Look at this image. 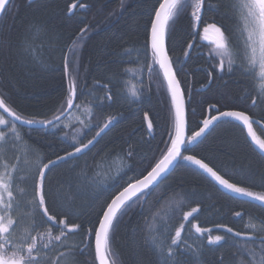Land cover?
I'll return each mask as SVG.
<instances>
[{
  "label": "trees",
  "instance_id": "16d2710c",
  "mask_svg": "<svg viewBox=\"0 0 264 264\" xmlns=\"http://www.w3.org/2000/svg\"><path fill=\"white\" fill-rule=\"evenodd\" d=\"M78 1L12 0L0 20L4 104L24 120L47 122L65 112L73 85L75 111L87 121L25 129L0 113L7 122L0 129V177L17 212L10 219L24 217L10 228L13 234L0 233V253L25 264H97L93 241L110 202L156 165L176 134L173 103L149 42L164 0H84L72 12ZM240 5L205 0L201 10V0H180L171 14L167 50L191 97L189 136L207 104L240 109L252 101L247 71L254 74L257 65L242 57L235 33ZM207 23L232 33L241 56L228 63L221 54L209 57L207 48L198 54L196 35ZM210 74L212 83L196 95ZM189 155L234 185L264 187V161L243 132L221 125L186 145L166 180L119 213L108 235L111 264H264L246 229L264 211L226 195Z\"/></svg>",
  "mask_w": 264,
  "mask_h": 264
},
{
  "label": "water",
  "instance_id": "95a60500",
  "mask_svg": "<svg viewBox=\"0 0 264 264\" xmlns=\"http://www.w3.org/2000/svg\"><path fill=\"white\" fill-rule=\"evenodd\" d=\"M35 0H30L33 2ZM180 0H164L157 10L155 15L150 35L149 42L154 51L157 63L162 72L163 79L170 93L175 118H176V136L175 140L169 149L168 153L163 157V159L144 177L131 183L125 189H123L115 198L111 201L107 207L96 231L94 239V249L97 264H110L106 257V240L110 227L120 213V211L133 199L140 196L147 190L154 187L156 184L165 180L178 165L185 149V145L188 138V121H187V102L185 95L180 86L179 80L177 78L175 69L171 62L170 56L167 50V26L173 9ZM12 0H0V19L4 12L10 5ZM204 0H202L203 5ZM81 3L79 0L77 3L71 6V11L73 12L77 6ZM201 5V10H202ZM76 104V92L74 88L71 91L70 99L68 100V105L64 113L58 117L47 121V122H34L24 120L18 117L13 111H11L4 102L0 99V113L4 115L7 119L12 121L14 124L25 128V129H48L56 124L64 121L74 110ZM230 119L237 122L241 127L246 130L247 137L252 145L257 151L264 154V147L257 141L253 132L250 130V119L239 112H225L212 120H206L202 122V129L197 132L192 139H190L189 144H194L200 141L208 131L219 121ZM147 131L151 132V122L149 118L146 119ZM188 161L194 166L199 168L207 177H209L216 186H218L226 195L240 200L246 201L264 208V199L258 198L256 196L250 195L246 192L241 191L239 188L229 183L226 179L221 177L212 168L206 165L204 162L195 159L193 157H188ZM70 232L72 230L70 229Z\"/></svg>",
  "mask_w": 264,
  "mask_h": 264
},
{
  "label": "flooded vegetation",
  "instance_id": "af4514ba",
  "mask_svg": "<svg viewBox=\"0 0 264 264\" xmlns=\"http://www.w3.org/2000/svg\"><path fill=\"white\" fill-rule=\"evenodd\" d=\"M240 26H237L240 30L235 33L238 36V40L240 45L242 46V57L249 59L251 61L254 59L253 62L255 65L254 67L257 68L253 73L247 71V75L249 74L250 77L254 79V93L251 97L252 101L240 109H228L223 107H218L214 104H207L205 106L204 113L197 117L196 129L191 134L193 136L197 132L202 129V122L206 120H212L213 118L217 117L223 112H239L246 115L250 119V130L253 132L257 141L264 147V0H241L240 5ZM207 25V26H206ZM206 25L202 26L200 31H198L196 35V42L198 47V54L202 56L205 55L203 51L204 48H207V51L210 50V55L208 52L209 57L216 58L222 52H225L227 62L229 63L230 58L236 59L237 54L241 56V53L237 50L236 45L232 42L233 39L230 37L232 33L224 30L221 26L215 23H207ZM203 29V30H202ZM248 44H251L250 47L254 48L252 54H248ZM221 73L226 70V66L222 65ZM218 78H220V72H217ZM213 74H210L208 77V83L205 86H201L200 88H196L194 91L197 95L205 92L207 88L212 83ZM193 93V90L191 91ZM190 97V95H189ZM188 97V98H189ZM199 100L201 99L198 97ZM199 100L197 102L199 103ZM191 102V97L188 99V104ZM195 114V113H194ZM221 125H230L235 128H238L241 132H243L247 142L251 146V148L257 153L259 158L264 161V154L257 151L256 148L252 145L249 141L246 130L241 127L237 122L233 120H222L215 124L212 129L208 131L211 133L215 131ZM201 128V129H200ZM207 133V134H208ZM206 134V135H207ZM190 136V137H191ZM207 164V163H205ZM208 165V164H207ZM210 168L214 169L212 166L208 165ZM215 170V169H214ZM216 171V170H215ZM217 172V171H216ZM218 173V172H217ZM220 174V173H218ZM229 181V180H228ZM230 182V181H229ZM231 183V182H230ZM233 184V183H232ZM237 186V185H236ZM239 187V186H238ZM246 191H255L259 194V198L264 199V187H250V186H243L239 187ZM262 209V213L264 208ZM264 215V213H263ZM263 217V216H262ZM250 222H255L258 225V228L254 230H248L251 233H254L255 236L253 238L257 240L258 250L261 254H264V219H256V220H249ZM248 229V227H247ZM1 254V253H0ZM0 261L2 264H11V262H20L21 264H25V259L23 257L9 259L6 257L5 254L0 255Z\"/></svg>",
  "mask_w": 264,
  "mask_h": 264
},
{
  "label": "rangeland",
  "instance_id": "374dc122",
  "mask_svg": "<svg viewBox=\"0 0 264 264\" xmlns=\"http://www.w3.org/2000/svg\"><path fill=\"white\" fill-rule=\"evenodd\" d=\"M221 56H222L221 60L224 61L226 59V55L222 52ZM76 123H83L87 125V121H85L84 115L83 113H81L79 109H77L76 111L72 112L69 115V118L64 122V125L69 126V125L76 124ZM6 126H7V122L3 119H0V129L5 128ZM9 196L10 194H9L8 186L6 182L4 181V179L0 177V233H2L3 235L13 234L11 233L12 231L10 230V228H12L13 226L16 227L18 222L22 224L24 220V217L14 219V220L10 219L11 214L17 213V212L14 206L9 202V198H10ZM175 199H180V197H176ZM168 200L172 201L173 199H168ZM248 228L250 230H254L255 228H258V225L255 222H249ZM218 241L219 239H216V242ZM0 264H2L1 261H0ZM11 264H21V263L18 261L17 262L13 261L11 262Z\"/></svg>",
  "mask_w": 264,
  "mask_h": 264
},
{
  "label": "bare ground",
  "instance_id": "6f19581e",
  "mask_svg": "<svg viewBox=\"0 0 264 264\" xmlns=\"http://www.w3.org/2000/svg\"><path fill=\"white\" fill-rule=\"evenodd\" d=\"M72 90V89H71ZM73 112V111H72ZM224 113V112H223ZM221 115V114H220ZM58 117V116H57ZM56 118V117H55ZM227 120V119H226ZM50 121V120H49ZM176 121V120H175ZM201 129V128H200ZM212 129V128H211ZM249 224V223H248Z\"/></svg>",
  "mask_w": 264,
  "mask_h": 264
}]
</instances>
